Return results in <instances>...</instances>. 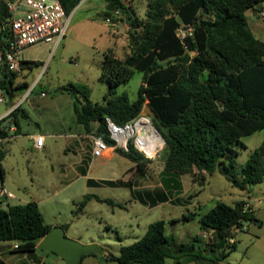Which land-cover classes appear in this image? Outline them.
<instances>
[{
	"label": "trees",
	"instance_id": "obj_1",
	"mask_svg": "<svg viewBox=\"0 0 264 264\" xmlns=\"http://www.w3.org/2000/svg\"><path fill=\"white\" fill-rule=\"evenodd\" d=\"M79 1L61 0V3L69 14ZM131 1L105 0L101 10L104 17L116 8L126 16L130 44V51L123 57L104 53L100 67L109 89L103 100L92 101L85 95L82 101L72 84L59 85L55 91L70 92L78 121L87 130H92L93 122H97L93 132L101 134L109 144L113 141L108 136L105 116L123 123L145 105L150 106L156 115L152 122L165 141L162 173L167 175L169 186L179 190L180 174L198 170L202 172V180L216 166L227 168L224 157L232 161L238 148L245 146L242 137L264 128V40L254 35L246 17L247 9L264 0H147L143 16L136 13ZM8 15L5 1L0 0V20ZM181 24L192 27L183 38L177 34ZM37 63L36 59H22L24 67ZM136 69L142 71L137 97L131 100L125 91L115 94L114 87L131 77ZM18 73L7 67L0 69V88L7 94L25 86V82H15ZM19 111L16 105L9 113L15 124ZM6 133L5 125H0V135ZM117 149L134 161L139 174L144 173L148 157L132 144L128 150ZM4 154L0 147V178L4 174ZM226 174L241 188L261 181L264 141L252 149L240 177L227 171ZM92 182L114 185L127 181L89 178L88 183ZM161 192L162 199H167L166 193ZM91 197L112 202L86 192L76 204L75 213ZM176 199L178 196L171 198ZM245 203V199L234 204L220 200L200 214V227L213 230L210 240L203 245L195 243L197 235L180 242L171 238L165 232V220L160 218L149 222L145 232L134 241L122 245L118 254L110 253L105 259L118 264H165L170 257L173 264H182L184 256L200 257L208 248L213 255L209 258L218 261L236 246L235 240L230 241L232 227H240L245 219L261 223L251 209L244 208ZM51 227L34 199L0 206V241L11 240L17 244L16 250L34 251Z\"/></svg>",
	"mask_w": 264,
	"mask_h": 264
},
{
	"label": "rangeland",
	"instance_id": "obj_2",
	"mask_svg": "<svg viewBox=\"0 0 264 264\" xmlns=\"http://www.w3.org/2000/svg\"><path fill=\"white\" fill-rule=\"evenodd\" d=\"M104 1L95 0V3L103 5ZM146 2L147 0H132L131 5L138 15H144ZM86 5L87 3L80 2L71 10L68 30L56 46L51 42L42 41L20 50L22 58H39V63L34 64L31 69L24 67L16 77L17 81L24 79L31 85L30 129L55 131L58 134L46 135L44 148L36 149L30 146V152L19 147L18 141L23 138L3 142V149L8 154L7 159L20 160L21 168H25L30 160V178L25 176L19 181L14 176L15 170L7 171L6 188L15 192V200H36L44 220L52 226L69 222L71 226L66 232L67 236H90L97 240L100 251L105 247L112 253H118L121 244L131 243L145 232L149 222L160 218L165 220L166 234L178 242L188 241L200 229L199 215L217 201L234 204L238 199H245L248 209L252 210L261 223L255 219H245L240 227H232L236 246L215 264H264V175L261 181L241 188L234 185L226 174L227 171L236 177L241 176L242 167L250 152L264 141V128L242 137L245 146L238 148L232 161L229 157H224L227 168L216 166L213 172L205 173L206 176L202 180V172L198 170L190 174H180L178 178L182 186L179 190L169 186L167 175L162 173V148L165 142L155 153L156 149L152 146L154 138L149 134L147 149L144 150L152 157L147 158L144 173L139 174L135 170L134 161L119 149L98 156L92 155V175L124 180L126 183H103L87 187L82 176L70 182V171L59 172L56 168L59 162H70L79 156L77 151L65 149L66 142L75 140L82 145V141H87L86 149L89 150V137H78L77 132L84 134L94 131L97 122H93L92 130H87L77 119L72 94L68 91L56 92L55 88L62 84H72L78 89L77 93L82 101L87 95L90 100L101 102L109 89L108 79L101 74L100 67L104 53L112 52L123 57L130 51L128 30H124L127 32L126 36L114 34L113 24L105 20L101 11L96 13L92 7ZM260 10H264V1L254 8L247 9L246 17L254 35L264 40V15L260 14ZM121 20L127 21L124 14ZM141 80L142 71L136 69L131 77L114 87L115 94L125 91L131 100L135 99ZM26 90L24 86L18 89V92L14 89L9 96L16 94L18 99ZM3 94L5 100L0 102V113L9 104L5 90ZM22 106H27V101L22 102ZM149 117L152 122V116ZM18 118L22 122L25 120L21 114ZM156 136L163 142L160 134ZM135 184L143 185L141 188H135ZM161 191L166 193L167 199H162ZM86 192L109 198L112 202L91 197L83 209L75 213L76 204ZM175 196H178V199L171 200ZM0 206L5 207L7 204L0 202ZM192 212L196 213L191 215ZM184 215L191 217L187 219ZM207 235L209 236V233ZM5 241L12 243L11 240ZM203 252L205 256H213L208 248ZM59 261L66 264L63 260ZM184 261L183 259L182 262ZM25 262L30 263L26 258L18 264ZM92 263L89 257H85L81 264Z\"/></svg>",
	"mask_w": 264,
	"mask_h": 264
},
{
	"label": "built area",
	"instance_id": "obj_3",
	"mask_svg": "<svg viewBox=\"0 0 264 264\" xmlns=\"http://www.w3.org/2000/svg\"><path fill=\"white\" fill-rule=\"evenodd\" d=\"M4 1L9 15L5 19L0 20V69L7 67V69L21 72L24 66L22 64L20 50L27 45L40 41L51 42L53 46H56L68 30L69 15L66 13L61 0ZM122 1L128 3V0ZM259 12L264 15V10H260ZM121 16V11L116 8L112 10L110 15L105 17V20L110 23H116ZM191 30V25L181 24L177 28V34L183 38L186 32H190ZM4 100L5 96L0 88V102ZM3 118L5 119V115L0 116V120ZM141 119H148L151 122L149 115L143 112V109L136 116L123 123H117L110 116H105L108 136L113 142L109 144L101 134H97L93 131L86 133L91 142L92 154L96 156L104 154L109 145L112 147V150L119 147L123 150H128L129 144H132L146 157H152L148 155L138 143V137L141 136L142 127H138L137 123ZM3 120L0 125H5L7 133L0 135V143L5 138L16 135V128L8 123L3 124ZM159 134L161 136L160 132ZM30 136L32 137L35 147H43L45 141V135L43 133H32ZM164 142L163 139V143ZM162 145L156 147L155 153ZM1 194L13 196V193L8 191L5 187H1L0 195ZM244 208L248 209L247 203H245ZM233 240V237H230V241ZM12 245L13 247H17L16 243Z\"/></svg>",
	"mask_w": 264,
	"mask_h": 264
},
{
	"label": "crops",
	"instance_id": "obj_4",
	"mask_svg": "<svg viewBox=\"0 0 264 264\" xmlns=\"http://www.w3.org/2000/svg\"><path fill=\"white\" fill-rule=\"evenodd\" d=\"M80 2L87 3L88 6L87 5L86 6L87 7H92L95 10L96 13L101 11L105 7V1H104L103 5H101V3L96 4L95 0H80L78 2V4ZM77 5L75 7H77ZM68 15H69V21H70L71 11H70V13ZM139 16H143V15L141 14ZM121 18H122V16L120 17L118 22L112 23L113 24L112 31L116 35H121L122 34V35L126 36L127 32H125L124 30L125 29L128 30L129 24H128L127 21L121 20ZM40 42H42V41H40ZM36 43H38V42H36ZM33 44H35V43H33ZM22 59H36V60H38L39 58H35V57L25 58L24 57ZM26 68L31 69L32 67L26 66ZM36 78L34 79V82H35ZM15 82L16 83L25 82L26 84H25L24 87H26L27 90L18 99H16V97H15L16 94L11 96V97L8 94V103L9 104L0 113V116L1 115H5V118H6L9 115L10 110L12 108H14L16 105H18L20 107V111L17 114L18 124H15L12 121V116H11L10 120L8 121L9 125H12V126H14L16 128V130H15V134L16 135L12 136V137L5 138L0 143V147L3 148V142L4 141H10L11 139L17 140V138H23V139H20V140L18 139L19 140L18 141L19 147H21V149H23V150L24 149H28L29 152H30V146L32 148L42 149L45 146V141H44V145H43L42 148H37V147H35L33 145L32 137L30 136V134H32V133H43L46 136V135H57L58 133L55 132V131L43 132V131H38V130H35V129H30V99H29V91H30L31 85L24 79L17 81L16 78H15ZM18 89H20V88H16L17 92H18ZM2 91H4V90L2 89ZM42 93H43V91H42ZM25 101H27V106H22V102H25ZM19 114L24 116V118H25L24 122L20 121V119L18 118ZM35 123L37 125H39L37 120H35ZM10 132H12V131H10ZM80 135H82V136L85 135L86 136V132L84 134H82V132H77V136L79 137ZM89 143H90V147H89V150H87L86 149L87 141H82V145H81V143H79L78 141H75V140L66 142L65 149H72L75 152L77 151L79 156H78V158L76 160H72L70 162H64V161L59 162L57 167H56L59 170V172L70 171V175H71L70 176L71 177L70 182L74 181L75 179L80 178L82 176L85 179V185L87 187H90L92 185H98V184H96L94 182L88 183V179L89 178H93L94 180L113 179L111 177L107 178V177L94 176V175H92L90 173V165L92 163V155L93 154L91 152V142H89ZM111 150H108V151H111ZM9 151H11V148H10ZM112 152H113V150H112ZM7 155L8 154L5 151L4 157L2 159V166H3L4 174H3V177L1 178L0 189H1V187H5L6 188L5 184H6L7 171L15 170V175L14 176L19 181L23 180L25 176L30 178V160L27 161L25 168H21L22 167V163H21L20 160L19 161H11L10 159H7ZM54 168H55L54 165H52V169H54ZM20 185L22 187H26L24 184H20ZM20 185H17V187L19 188ZM142 185L143 184H135L134 186H135V188H137V187H140ZM7 190L11 191L13 193V196H6L4 194H1L0 195V199L2 200V201H0L1 203L5 202L7 204V206H8L9 204L23 203V202L28 201V200H24V201L20 202V200L19 201L15 200V197H16L15 192H13L12 190H9V189H7ZM7 206H5V207H7ZM1 207H3V206H1ZM63 224H67V227L65 228V233H66L71 225H70L69 222L60 223L58 225H62L63 226ZM208 233H209V236L207 235ZM212 233H213L212 229H203V228L200 227L199 231L196 234L198 236V240L195 241V243L203 245L205 242L209 241V239L211 238L210 236H212ZM74 237L77 238L78 240H80L81 242H92V241H94L98 245L97 254H85L84 256H82L80 264L82 263V260L85 257H89L91 259V261H93L92 264H118V262L115 261V260H106L105 259V257L109 256L110 253H112V252L110 250H108L107 248H105V247H103V250L100 251L99 243L94 238H92L90 236L83 237V236H80V235L74 236ZM122 245H124V244H121L119 246V250H120V247ZM14 252H16V253H14ZM19 253H21L22 255H20ZM118 253H114V254H118ZM14 254H18V255H14ZM53 255L58 256L56 253H53V252H50V251H46V250H44L42 248H39L37 245H36V248L34 249V251L26 252V251L16 250V248L13 247L12 243H9V242H7L5 240L0 241V264H18L20 260H25L26 258L29 259L30 263L25 262L24 264H47V263L48 264H61L59 260H63V262H65L62 257H60V256L55 257ZM15 256H16L17 260H15ZM58 258H60V259H58ZM183 259L185 261H184V263L182 262V264H186L189 261L191 262V264H211V263L215 264L216 262L219 261V260L218 261H213L208 256H205L204 252H203V256H200V257L184 256L182 258V260ZM165 264H173V258H170V257L167 258Z\"/></svg>",
	"mask_w": 264,
	"mask_h": 264
},
{
	"label": "water",
	"instance_id": "obj_5",
	"mask_svg": "<svg viewBox=\"0 0 264 264\" xmlns=\"http://www.w3.org/2000/svg\"><path fill=\"white\" fill-rule=\"evenodd\" d=\"M143 112L151 115L152 117H156L155 113L148 105L143 107ZM11 116L12 115L9 114L3 120V124L8 123ZM37 246L46 251L55 252L58 256L64 259L66 264H79L83 254L96 252L98 250V245L94 241L81 242L76 238L67 236L65 228L62 225H53L38 241Z\"/></svg>",
	"mask_w": 264,
	"mask_h": 264
},
{
	"label": "bare ground",
	"instance_id": "obj_6",
	"mask_svg": "<svg viewBox=\"0 0 264 264\" xmlns=\"http://www.w3.org/2000/svg\"><path fill=\"white\" fill-rule=\"evenodd\" d=\"M138 127H142V132H141V136L138 137V143L141 146V148L143 149H147L146 148V141H148V136L147 134L150 135L151 138H154V145L152 144V146L156 149L157 146H161L163 144L162 141H160L158 138H156V134H159L158 130L151 124V122L148 119H141L138 123H137ZM149 142V141H148ZM112 147L109 145V147H107V149L105 150V152H107L108 150H111ZM104 152V154H105Z\"/></svg>",
	"mask_w": 264,
	"mask_h": 264
}]
</instances>
